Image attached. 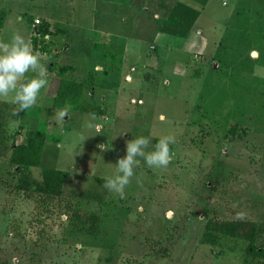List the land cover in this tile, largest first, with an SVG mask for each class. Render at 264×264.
<instances>
[{
  "label": "rangeland",
  "instance_id": "1",
  "mask_svg": "<svg viewBox=\"0 0 264 264\" xmlns=\"http://www.w3.org/2000/svg\"><path fill=\"white\" fill-rule=\"evenodd\" d=\"M14 32L48 84L18 115L0 99V264H264L246 242H202L209 219L242 220L264 247V0H0V40ZM63 86L75 101L55 124ZM38 127L39 167L21 172L13 147ZM167 135L166 168L138 158L124 199L104 187L126 141ZM45 169L57 195L38 189Z\"/></svg>",
  "mask_w": 264,
  "mask_h": 264
},
{
  "label": "clouds",
  "instance_id": "2",
  "mask_svg": "<svg viewBox=\"0 0 264 264\" xmlns=\"http://www.w3.org/2000/svg\"><path fill=\"white\" fill-rule=\"evenodd\" d=\"M29 72L34 75L29 77ZM253 75L264 78V67L254 65ZM47 84L48 69L41 63V55L34 51L30 40L19 32H14L7 42L0 40V99L18 105L13 115L34 107L41 89ZM70 112L71 105L66 103L54 111L51 121L62 124L66 117L69 118ZM83 119L86 129L100 131L102 125L97 123L95 113H89ZM174 142L173 136H162L152 146V150L148 151L151 143L148 137L139 136L126 141V154L117 159L114 173L103 177L104 187L124 199V190L134 176V168L140 165L138 158L143 159L150 168H166L172 160L170 144ZM97 147L101 151L108 150L105 144Z\"/></svg>",
  "mask_w": 264,
  "mask_h": 264
},
{
  "label": "trees",
  "instance_id": "3",
  "mask_svg": "<svg viewBox=\"0 0 264 264\" xmlns=\"http://www.w3.org/2000/svg\"><path fill=\"white\" fill-rule=\"evenodd\" d=\"M60 96L57 93L54 98V107H63L64 103H74V99H70L73 91L68 86L60 89ZM62 96V97H61ZM46 140V130L41 128L31 129L27 132V140L25 143L14 145L11 162L14 163L21 172L27 168L39 167L44 144ZM43 172L44 183L38 189L42 192L57 195L64 181V177L60 172L45 169ZM260 225L251 221L242 220H220L209 219L204 227L202 242L211 246L218 245L222 240L233 239L247 243L245 253L254 256H263L264 247L256 246L255 242L261 237L262 230ZM264 244V243H263Z\"/></svg>",
  "mask_w": 264,
  "mask_h": 264
},
{
  "label": "bare ground",
  "instance_id": "4",
  "mask_svg": "<svg viewBox=\"0 0 264 264\" xmlns=\"http://www.w3.org/2000/svg\"><path fill=\"white\" fill-rule=\"evenodd\" d=\"M253 55H254V56H256V55H257V53H253Z\"/></svg>",
  "mask_w": 264,
  "mask_h": 264
},
{
  "label": "built area",
  "instance_id": "5",
  "mask_svg": "<svg viewBox=\"0 0 264 264\" xmlns=\"http://www.w3.org/2000/svg\"><path fill=\"white\" fill-rule=\"evenodd\" d=\"M37 23H39V22L37 21Z\"/></svg>",
  "mask_w": 264,
  "mask_h": 264
}]
</instances>
